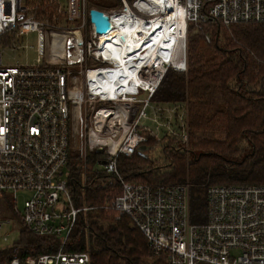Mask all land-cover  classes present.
Instances as JSON below:
<instances>
[{
	"label": "built area",
	"instance_id": "obj_1",
	"mask_svg": "<svg viewBox=\"0 0 264 264\" xmlns=\"http://www.w3.org/2000/svg\"><path fill=\"white\" fill-rule=\"evenodd\" d=\"M35 1L44 4L40 18L33 0H0V50L24 49L22 37L37 34L32 65L4 66L0 52V229L10 223L3 218L6 197L30 234L55 236L59 247L0 264H88L86 252L63 251L77 217L94 209L75 206L63 178L70 147L82 162L89 151L100 150L95 168L117 175V159L136 151L147 156L151 139L157 144L172 137L186 147L187 106L150 100L172 65L160 76H143L142 68L136 72L141 76H111L103 87L101 71L114 68L118 45L94 32L85 0H65L64 6L59 0ZM119 1L120 8L104 12L109 32L116 28L113 16L122 17L130 35L142 33L147 26L141 23L149 18L163 16V10L153 11L152 0ZM171 1L185 13V35L188 22L198 29L208 20L224 28L264 23V0ZM204 42H210L208 34ZM134 77L139 82L133 86ZM119 181L120 195L104 208L116 218L127 216L153 255H165L169 264H264V185L208 187L205 221L192 223L187 182ZM20 190L31 195L18 212Z\"/></svg>",
	"mask_w": 264,
	"mask_h": 264
},
{
	"label": "trees",
	"instance_id": "obj_2",
	"mask_svg": "<svg viewBox=\"0 0 264 264\" xmlns=\"http://www.w3.org/2000/svg\"><path fill=\"white\" fill-rule=\"evenodd\" d=\"M120 5L116 0L112 7L89 9L106 12ZM186 40V71L167 67L150 98L152 103L186 104V151L176 138L164 137L161 166L136 151L117 159V175L95 168V150L84 165L76 154L68 156L66 178L75 206L94 209L77 217L63 251L86 252L88 264H169L165 255L147 249L127 216L116 218L115 211L104 208L120 195L119 179L154 185L187 182L192 223L205 221L208 187L264 185V23L224 28L208 20L198 29L188 22ZM149 143L155 145L152 139ZM2 210L17 221L19 237L0 252V261L58 249L57 237L30 234L6 197Z\"/></svg>",
	"mask_w": 264,
	"mask_h": 264
},
{
	"label": "bare ground",
	"instance_id": "obj_3",
	"mask_svg": "<svg viewBox=\"0 0 264 264\" xmlns=\"http://www.w3.org/2000/svg\"><path fill=\"white\" fill-rule=\"evenodd\" d=\"M152 1L156 4L153 11L163 10V16L151 17L149 21L141 23L147 26L142 33L130 35L122 27V17L113 16L112 22L116 28L100 36L102 42L112 40L118 45L114 52V68L101 71L104 76L101 81L103 87L114 78L111 76H141L140 73L136 74L139 68H142L143 76H160L164 68L170 65L175 69H183L186 49L185 13L170 0ZM131 65L132 70L128 69ZM137 82L138 78L134 77L132 85Z\"/></svg>",
	"mask_w": 264,
	"mask_h": 264
},
{
	"label": "rangeland",
	"instance_id": "obj_4",
	"mask_svg": "<svg viewBox=\"0 0 264 264\" xmlns=\"http://www.w3.org/2000/svg\"><path fill=\"white\" fill-rule=\"evenodd\" d=\"M36 3H39V5H37ZM60 5L64 6L65 4V0H59ZM93 5H102L105 7L109 6V0H85V9L86 11L89 12V8ZM44 6L43 1H35L33 0V10H36V15L38 18H40V12L39 10L42 9V7ZM89 9V10H88ZM110 11V9L108 10V12ZM89 18H88V23H89ZM195 29V27H194ZM83 37H86L87 32L82 33ZM22 47H24V49H20L18 51L15 52H11L8 50H0L1 52V63L4 66H27V65H32L34 64L36 58H37V54H36V46H37V34L36 33H29L25 36L22 37L21 41H20ZM204 42H202L203 44ZM204 45V44H203ZM185 61H186V52H187V40L185 43ZM186 71V69H185ZM184 71V72H185ZM144 94L141 93L139 97H143ZM151 144V143H150ZM152 145V144H151ZM149 145V151L147 153V156L150 157L151 159L156 161L157 166H161L162 165V153H161V148H162V144L161 143H157L153 146ZM141 150V148H139ZM187 149V146L185 147V151ZM70 151L72 152V154H75V148L72 145L70 147ZM90 152V151H89ZM88 152V153H89ZM86 161V160H85ZM85 161L82 162V164H85ZM98 164L96 163L95 166H97ZM63 178L67 177V169L66 167L63 169ZM83 182V180H82ZM31 195V193L29 191H16L15 192V198H16V209L18 212H21L23 209V202L29 198V196ZM3 218L5 220H9L10 223L8 225H4L1 229H0V252H2L4 249H6L7 247L11 246L14 242L17 241L18 237H19V225L17 223V221L11 217L9 214H3Z\"/></svg>",
	"mask_w": 264,
	"mask_h": 264
},
{
	"label": "water",
	"instance_id": "obj_5",
	"mask_svg": "<svg viewBox=\"0 0 264 264\" xmlns=\"http://www.w3.org/2000/svg\"><path fill=\"white\" fill-rule=\"evenodd\" d=\"M89 21L93 24L94 32L98 35L107 34L111 30V23L109 22V17L104 12L98 11L96 9H90L88 12ZM186 40V35H185ZM184 68H186V61ZM176 71H182L183 69H175ZM100 152V150H97Z\"/></svg>",
	"mask_w": 264,
	"mask_h": 264
}]
</instances>
